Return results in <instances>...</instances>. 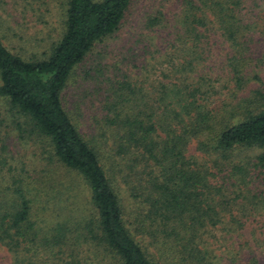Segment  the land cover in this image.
Segmentation results:
<instances>
[{
  "label": "trees",
  "instance_id": "16d2710c",
  "mask_svg": "<svg viewBox=\"0 0 264 264\" xmlns=\"http://www.w3.org/2000/svg\"><path fill=\"white\" fill-rule=\"evenodd\" d=\"M132 4L67 0L60 37L26 56L3 43L13 31L0 15V96L21 139L38 143L41 164L58 175L39 198L25 165L10 167L9 178L0 159V245L12 264H262L264 81L243 94L262 78L253 44L264 0L155 9L143 29L165 37L145 42L136 32L132 45L124 38L107 51V62H88L121 31ZM140 44L155 64L139 65L140 50L132 51ZM216 68L235 82L233 101ZM194 140L202 155L189 154ZM255 149L263 153L252 161L246 151ZM70 191L88 198L83 206ZM39 212H49L45 221Z\"/></svg>",
  "mask_w": 264,
  "mask_h": 264
},
{
  "label": "rangeland",
  "instance_id": "374dc122",
  "mask_svg": "<svg viewBox=\"0 0 264 264\" xmlns=\"http://www.w3.org/2000/svg\"><path fill=\"white\" fill-rule=\"evenodd\" d=\"M66 3L67 0H0V15H2L3 20H6L5 31H8L6 26H9L13 31L10 33V36L7 35L5 38L4 34H2L3 37L0 36L3 43L12 52L16 54L19 53L23 56L31 54V52H43L50 45V42L53 41V39H58L63 32ZM180 3L181 0H133L131 10L128 13L121 31L115 36V38L98 45L94 54L90 56L88 62L93 65L98 64L101 60H103V63L107 62V59L111 57L107 51H111V49L116 46V43H120L124 38H131L132 45V38L136 39L139 37V34L136 32H144L145 35H147L145 42L148 41L151 36L158 38L157 41H159L165 37V31L163 29L160 30V28L157 27L155 28L156 32L143 29V27L146 26L145 22L148 21L149 14H152L155 9L161 8L164 10L165 14L173 15L176 12V7H178ZM261 24L262 26H260V30L263 31L264 22L262 21ZM159 30L160 32H158ZM261 31H257L255 35L257 37L256 44H253L255 59H264V34H259ZM144 47L143 44H140L136 48H133L132 51L134 52L136 49L140 50L141 61L139 65H143L144 59H151V64H155V59L152 57V53H149V50L147 52ZM149 48L150 47H148V49ZM222 54H224V52H222ZM155 56V58H158L157 54ZM220 60L222 62L225 61L222 56ZM261 62L262 61L257 60L255 64H260ZM87 68H89V66L82 69V76L88 71ZM257 71L262 77L261 80L256 78L253 79V82L249 83L248 86L244 88L247 92L243 95L251 96V87L256 86V84L258 87H261L260 83L264 81V66ZM214 76L215 78L220 79L219 82L224 84L223 89H221L223 96L225 97V95H228V98L233 101L235 97L231 95L232 88L237 87L234 84L235 82L228 81L227 73L218 68H216ZM4 143L7 149L3 154H1L0 149V159L2 162H5V174L10 178V175L7 174L10 167L16 168V166H19L20 168H23L22 166L25 165L26 173L29 171V175L27 176L26 174L25 176L27 177L30 187L33 188L30 194H32V196L36 195L39 198L48 197V194H50L49 191L51 192L52 188L50 181L54 180L53 177L58 176L56 174L55 166L49 165L50 163L44 161L43 163L47 165L41 164L42 157L44 156L42 154L39 155L41 153V146L38 143H35L34 140L30 139H21L20 132L13 119V114L8 108L7 101L4 97L0 96V148ZM198 147V140H194L189 145V154H194L195 156L202 155V153L197 150ZM262 153L263 151L260 149L246 151V154L249 159H252V161H255L256 157ZM74 185L76 188H79L80 186L77 183L72 182V188H75ZM120 188L122 196L126 200V205L131 208L132 199L128 195L129 192L127 186L123 183ZM78 195L79 197L73 193V191H70L67 197L70 199V202L75 201V204L83 206L88 198H84V195L81 193H78ZM85 205L87 206V203ZM64 206L65 205L60 204L59 208ZM88 207L89 209L91 208L90 206ZM39 213L41 215L36 219H44L45 221V219H47L45 217L48 216L47 213L49 212ZM129 222V228L132 229L131 220ZM12 259L10 251L0 245V264H12ZM241 264H247V262L243 261ZM262 264H264V259L262 260Z\"/></svg>",
  "mask_w": 264,
  "mask_h": 264
}]
</instances>
